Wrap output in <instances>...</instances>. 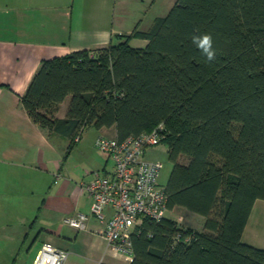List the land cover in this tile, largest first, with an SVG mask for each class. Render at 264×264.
I'll return each mask as SVG.
<instances>
[{
    "label": "trees",
    "instance_id": "16d2710c",
    "mask_svg": "<svg viewBox=\"0 0 264 264\" xmlns=\"http://www.w3.org/2000/svg\"><path fill=\"white\" fill-rule=\"evenodd\" d=\"M202 33L213 37L210 63L191 40ZM113 38L41 60L21 97L28 115L69 147L87 126H114L122 140L163 124L167 207L203 216V230L146 219L129 264H264V248L242 241L264 199V0H176L148 30Z\"/></svg>",
    "mask_w": 264,
    "mask_h": 264
},
{
    "label": "crops",
    "instance_id": "0c3cea01",
    "mask_svg": "<svg viewBox=\"0 0 264 264\" xmlns=\"http://www.w3.org/2000/svg\"><path fill=\"white\" fill-rule=\"evenodd\" d=\"M175 1L0 0V264H35L45 244L67 252L62 264H115L96 234L103 223L90 215L91 198L81 185L90 179L87 170L112 171V160L92 157L89 144L100 134L116 137L115 127L87 126L69 147V137L31 119L21 97L41 60L107 46L115 34L146 31ZM146 43L129 41L134 47ZM70 97L58 105L56 118L65 117ZM89 127L95 131L86 136ZM74 153L91 169L78 172ZM78 212L88 214L82 230L64 222Z\"/></svg>",
    "mask_w": 264,
    "mask_h": 264
},
{
    "label": "built area",
    "instance_id": "2783aa9c",
    "mask_svg": "<svg viewBox=\"0 0 264 264\" xmlns=\"http://www.w3.org/2000/svg\"><path fill=\"white\" fill-rule=\"evenodd\" d=\"M163 128L159 123L148 132L122 140L102 134L96 136L94 146L112 160L113 169L109 174L87 170L90 179L81 184L91 198L90 215L103 223L96 230L97 236L106 242L114 257L128 263L133 259L132 234L139 231L144 220L160 221L169 217L167 195L164 186L158 184L163 162L146 156L150 147L162 143ZM79 136H75L74 142ZM173 219L183 226L181 216ZM87 221L88 214L82 212L64 219L77 230L85 229ZM189 235L184 240L188 241ZM66 257L65 250L45 244L35 264H62Z\"/></svg>",
    "mask_w": 264,
    "mask_h": 264
},
{
    "label": "rangeland",
    "instance_id": "374dc122",
    "mask_svg": "<svg viewBox=\"0 0 264 264\" xmlns=\"http://www.w3.org/2000/svg\"><path fill=\"white\" fill-rule=\"evenodd\" d=\"M142 46L144 45L142 44ZM94 131L95 129L89 127L84 130V133L86 132V136H87L88 134ZM89 147L91 148L90 150L92 152V157L93 155L99 156V154L105 155L104 153H101L94 146V144L93 146L89 144ZM146 156L148 158H157L163 162V168L161 170V173L158 179V184L160 186H165L168 175L172 168V164L168 159L166 145L164 143H159L153 147H150L147 151ZM109 162L111 163V161ZM72 165L76 167L77 171L80 173H83L85 169H91L92 167L91 165H89L87 161H85V158L81 157L80 155H77V153H74L73 155ZM168 215L171 218L181 216L182 225L195 229L197 231L203 230V224H204L205 218L199 214H196L194 212H191V211H188L182 208H174L169 212ZM242 241L250 245H253L255 247L264 248V199H257V203L252 211L251 218L243 233ZM23 252L25 253V250ZM22 253L20 252L21 255ZM20 254H19V257H20ZM110 261L115 264H129L128 262L124 261L122 258L113 257V255L111 256Z\"/></svg>",
    "mask_w": 264,
    "mask_h": 264
},
{
    "label": "clouds",
    "instance_id": "9594fccd",
    "mask_svg": "<svg viewBox=\"0 0 264 264\" xmlns=\"http://www.w3.org/2000/svg\"><path fill=\"white\" fill-rule=\"evenodd\" d=\"M192 43L206 58L207 62H212L216 58V50L213 46L214 41L210 33L194 34L191 37Z\"/></svg>",
    "mask_w": 264,
    "mask_h": 264
}]
</instances>
